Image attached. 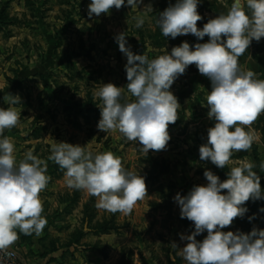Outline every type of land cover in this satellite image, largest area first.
Wrapping results in <instances>:
<instances>
[{
	"label": "rangeland",
	"instance_id": "374dc122",
	"mask_svg": "<svg viewBox=\"0 0 264 264\" xmlns=\"http://www.w3.org/2000/svg\"><path fill=\"white\" fill-rule=\"evenodd\" d=\"M175 2L144 0L139 9L126 5L90 19L91 0H0V107L9 106V94L21 98V103L15 105L19 120L3 135L19 139V143H13L22 158L32 150L48 165L45 196L52 201L51 218L63 220L66 252L76 249L68 253L66 263L186 264L179 248L187 241L180 235H190L194 224L181 218L174 200L177 193L187 195L194 185H206L205 170L224 181L230 168L244 161L257 165L254 170L261 176L264 189V171L258 167L264 163V113L250 126L252 147L234 152L225 168L200 160L199 148L207 142V130L215 121L208 117L211 81L199 73L195 64L170 89L180 107L177 121L169 125L171 139L164 150L145 153L142 145L127 140L118 130L106 133L97 129L101 101L94 93L99 84L111 82L124 88L123 97L135 99L127 90V58L119 50L116 35L125 32L134 54H146L149 59L184 41L193 46L208 41L207 36L200 41L191 34L175 39L163 36L157 24L159 13ZM149 3L153 12L142 13ZM216 4L215 0H201L198 12L203 19L197 22L198 27L219 14ZM139 16L145 23L137 28ZM253 44L250 47L254 48ZM250 47L239 58L244 66L240 67L264 79V62L258 66L250 62L255 59L247 60ZM259 50L263 52L264 45ZM56 142L79 144L94 153L112 152L126 170L145 177L144 196L128 213L97 208L98 198L85 190L69 188L65 170L48 159ZM246 207L245 216L235 218L223 231L264 229V212L259 211L264 199L249 200ZM253 215L255 219L249 221ZM103 227L110 231L95 232ZM206 235L207 231L197 239L202 241ZM172 243L179 248H173Z\"/></svg>",
	"mask_w": 264,
	"mask_h": 264
},
{
	"label": "clouds",
	"instance_id": "9594fccd",
	"mask_svg": "<svg viewBox=\"0 0 264 264\" xmlns=\"http://www.w3.org/2000/svg\"><path fill=\"white\" fill-rule=\"evenodd\" d=\"M200 3L176 0L159 13L157 24L167 39L191 34L200 41L207 36L205 43L193 46L184 41L149 59L146 54H134L125 32L114 37L127 58V90L135 99L123 97L124 88L111 82L99 84L94 93L101 101L97 129L106 133L118 130L127 140L142 145L145 153L164 150L171 139L169 125L177 121L180 107L170 89L195 64L211 81L207 107L208 117L215 121L207 130V142L199 148L200 160L223 169L234 152L252 147L250 126L264 113V79L257 78L252 70H243L239 63L252 41L264 38V0H233L226 12L209 19L202 28L197 26L203 19L198 12ZM142 4L144 0H91L88 17L110 14L111 9L126 5L139 9ZM141 12H153L152 4L145 5ZM144 23L143 16L137 17V28ZM6 102L8 107H0V249L17 240V229L25 235L41 234L47 220L42 216L40 193L49 181L47 163L32 150L17 162L14 143L3 132L16 126L19 113L15 105L21 98L9 94ZM48 159L65 170L69 188L97 197L99 209L128 213L146 192L145 177L126 170L110 151L94 153L79 144L56 142ZM258 167L264 171V163ZM256 168L253 162H241L230 168L224 181L205 170L206 185H194L187 195L177 193L174 197L181 218L194 224L190 235H180L187 241L183 248L171 244L180 249L186 264H264V229L223 231L235 218L245 216L246 202L264 199ZM259 211L264 212V207ZM248 219H255V215ZM205 231L206 237L198 240Z\"/></svg>",
	"mask_w": 264,
	"mask_h": 264
},
{
	"label": "crops",
	"instance_id": "0c3cea01",
	"mask_svg": "<svg viewBox=\"0 0 264 264\" xmlns=\"http://www.w3.org/2000/svg\"><path fill=\"white\" fill-rule=\"evenodd\" d=\"M215 2L217 3L216 7L219 13H221L226 12L228 8H230L233 0H215ZM252 44L255 49L250 47L251 51L247 52V55L248 53L249 55L248 57L246 55V57L248 61L250 59H255L257 62L254 60L250 62L259 66L264 62V51L262 52L259 50L261 46L264 45V38H261L259 42L253 40ZM241 64L242 63H240V66L244 67L243 64ZM9 139L14 143H19V139L16 136ZM16 150H18V147H15V156L17 162H19L22 157L18 155ZM46 192L47 190L45 188L40 193V198L43 203L42 216L47 220L41 234L39 236L35 233L25 235L17 229L18 238L9 247L17 248L22 252L25 264H80L78 261L66 263V258L69 257L68 253L73 254L76 249L70 248L69 252H66L67 249L63 248V220L51 218L52 201L49 197L45 196ZM63 261L65 263H63Z\"/></svg>",
	"mask_w": 264,
	"mask_h": 264
},
{
	"label": "built area",
	"instance_id": "2783aa9c",
	"mask_svg": "<svg viewBox=\"0 0 264 264\" xmlns=\"http://www.w3.org/2000/svg\"><path fill=\"white\" fill-rule=\"evenodd\" d=\"M22 252L13 247L0 249V264H25Z\"/></svg>",
	"mask_w": 264,
	"mask_h": 264
},
{
	"label": "trees",
	"instance_id": "16d2710c",
	"mask_svg": "<svg viewBox=\"0 0 264 264\" xmlns=\"http://www.w3.org/2000/svg\"><path fill=\"white\" fill-rule=\"evenodd\" d=\"M110 230L107 228V227H103L99 230H95L96 233H107L109 232Z\"/></svg>",
	"mask_w": 264,
	"mask_h": 264
}]
</instances>
